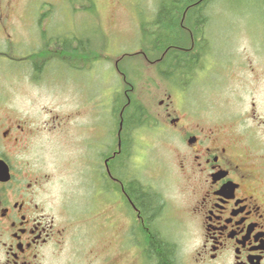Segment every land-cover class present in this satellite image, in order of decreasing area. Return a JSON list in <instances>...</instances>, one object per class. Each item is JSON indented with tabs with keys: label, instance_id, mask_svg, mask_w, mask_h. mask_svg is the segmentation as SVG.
Wrapping results in <instances>:
<instances>
[{
	"label": "flooded vegetation",
	"instance_id": "1",
	"mask_svg": "<svg viewBox=\"0 0 264 264\" xmlns=\"http://www.w3.org/2000/svg\"><path fill=\"white\" fill-rule=\"evenodd\" d=\"M207 10L172 7L174 32L163 44L158 6L150 32L138 24L137 52L123 45L113 55L119 33L94 0H0V264H161L154 238L173 248L175 264H264V119L254 111L248 132L238 118L229 130L186 128L175 106L217 62L208 25L217 17ZM138 59L171 88L157 114L134 97L124 71ZM36 87L62 102L58 110L34 94L26 104V89ZM155 128L185 147L177 154L193 180L187 215L198 232L187 257L184 220L171 229L163 192L142 178L143 138ZM62 142L80 198L74 187L63 198L47 187L61 183V162L50 161L49 174L39 158ZM132 188L156 203L151 218Z\"/></svg>",
	"mask_w": 264,
	"mask_h": 264
},
{
	"label": "rangeland",
	"instance_id": "2",
	"mask_svg": "<svg viewBox=\"0 0 264 264\" xmlns=\"http://www.w3.org/2000/svg\"><path fill=\"white\" fill-rule=\"evenodd\" d=\"M94 1L103 14L106 25L113 27V31L115 29L119 33L118 36H110V53L117 55L124 48L137 52L135 40L139 32L138 24H143L142 26L150 32V23L159 6V0ZM205 7L208 9L207 12L212 9L211 18L217 17L211 20L213 25L210 22L208 24L214 29L212 50L213 59L217 62L210 63L209 71L207 69L205 71L208 73L206 78L202 80L199 78L192 83L193 87L184 101L180 96L178 100L176 99V109L178 113L182 112L187 116L186 128L200 126L205 129H214L220 126V128L230 129L231 125L235 124L230 123V120L238 118L242 125L238 126V130L248 132L252 130L253 120L251 119L254 111L258 117L264 119V2L262 0H209ZM142 37L150 38L146 35ZM142 43L144 51L149 42L142 40ZM123 45L126 47L123 48ZM137 61L138 69H134L136 74L134 70L132 71L134 61L130 64L132 68L124 71L128 74V79L135 82L134 97L141 101L151 113L157 114L161 110L160 100L165 99L166 91H171V88L168 81L160 78L145 60ZM38 90L41 88L26 89V104L32 101L30 97L34 94V97H40L37 104L45 103L58 110V106L54 104L62 102L58 103V100L40 96ZM26 115L38 117L39 113L26 111ZM106 119L104 116L102 121ZM165 134L155 128L143 138V140H149L142 143L143 155L140 159L141 167L144 168L142 178L145 182L158 186L163 192L168 201V208L171 210L168 213L172 212L171 215L174 216L169 220L171 229L177 231L180 227L179 218L184 220L187 228L180 237H184L182 243L187 257L198 239L197 228L194 226L197 224L192 223L187 215L190 207L188 189L191 188L193 180L180 169L177 150L183 151L185 147L171 140L170 135ZM63 143H58L59 146L53 149L49 148L44 154L41 153L39 158L45 162L49 174L54 168L50 166V161L59 158L61 162L62 171L60 174L57 173L56 178L57 180L61 178L62 184L57 181L55 185L50 184L47 187L55 198H58L61 193L63 198L65 186H68L69 190L74 187L79 190L80 198V192L84 194L85 191L81 187L73 186L74 176L70 166L67 165V157L70 154L66 148L62 147ZM81 208L82 206L79 205L78 209Z\"/></svg>",
	"mask_w": 264,
	"mask_h": 264
},
{
	"label": "trees",
	"instance_id": "3",
	"mask_svg": "<svg viewBox=\"0 0 264 264\" xmlns=\"http://www.w3.org/2000/svg\"><path fill=\"white\" fill-rule=\"evenodd\" d=\"M208 1L209 0H203V1L201 0V2L200 0H159L160 2L159 7L161 8V11H160L157 22L160 25H162L163 33L161 34V37H162L161 42L165 44L172 39V34L174 32L172 26L175 24L173 13H172V7H184L187 5H188L187 7L189 6L205 7ZM235 1H238V0H235ZM144 33H145V30H144ZM182 68L180 70L181 72L183 71L185 72V70L188 69L186 68L185 65H183ZM131 192H134L138 200L142 203V205L144 206L145 212H147V214L149 215V218H151V216L157 213L158 210L156 208V203H154L149 196H147L145 193L140 192L136 188H132ZM151 252L153 253V255H155L158 258L161 264H175L173 248L169 246L168 244L164 243L163 241H161L160 239L158 240L154 238L152 240Z\"/></svg>",
	"mask_w": 264,
	"mask_h": 264
},
{
	"label": "bare ground",
	"instance_id": "4",
	"mask_svg": "<svg viewBox=\"0 0 264 264\" xmlns=\"http://www.w3.org/2000/svg\"><path fill=\"white\" fill-rule=\"evenodd\" d=\"M218 2V1H217ZM246 3V2H245ZM183 5H184V3H183ZM243 5V4H242ZM250 5V4H249ZM188 6V5H187ZM239 7H240V5H239ZM243 7V6H242ZM219 10V9H218ZM159 11V10H158ZM176 11V10H175ZM221 11V10H220ZM240 11V10H239ZM179 12V11H178ZM182 12V11H181ZM188 16V15H187ZM175 17H177V16H175ZM174 17V18H175ZM99 18V17H98ZM201 18V17H200ZM179 19V18H178ZM189 20V19H188ZM93 21V20H92ZM176 21V20H175ZM191 21V20H190ZM179 22V21H178ZM195 22V21H194ZM190 24V23H189ZM208 24V23H207ZM188 25V24H187ZM181 30V29H180ZM179 30V31H180ZM178 32V31H177ZM181 32V31H180ZM152 34V33H151ZM111 35V34H110ZM162 41V40H161ZM161 45V44H160ZM159 46V45H158ZM206 47H208V46H206ZM145 49V48H144ZM160 49V48H159ZM205 50V49H204ZM134 52V51H133ZM194 52V51H193ZM180 53V52H179ZM184 53V52H183ZM187 53V52H186ZM215 53V52H214ZM190 55V54H189ZM199 56H201V55H199ZM174 58V57H173ZM172 60V59H171ZM186 60V59H185ZM165 62V61H164ZM188 62V61H187ZM183 63V62H182ZM186 65V64H185ZM193 65V64H192ZM198 65V64H197ZM182 66V65H181ZM194 66V65H193ZM175 68V67H174ZM187 68V67H186ZM183 69V68H182ZM189 69V68H188ZM191 70V69H190ZM185 74V73H184ZM208 74V73H207ZM189 75V74H188ZM186 81V80H185ZM187 82V81H186ZM126 92V91H125ZM135 104V103H134ZM161 105V104H160ZM171 105V104H170ZM143 108V107H142ZM134 109H135V107H134ZM144 110V109H143ZM145 111V110H144ZM136 112V111H135ZM178 113V112H177ZM151 116V115H150ZM153 117V116H152ZM186 117V116H185ZM153 119V118H152ZM155 119V118H154ZM153 119V120H154ZM143 121V120H142ZM157 124V123H156Z\"/></svg>",
	"mask_w": 264,
	"mask_h": 264
}]
</instances>
